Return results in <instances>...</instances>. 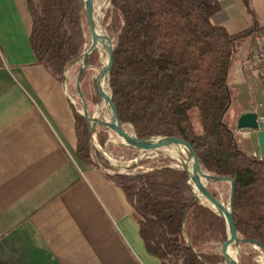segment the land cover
<instances>
[{"label":"trees","instance_id":"trees-1","mask_svg":"<svg viewBox=\"0 0 264 264\" xmlns=\"http://www.w3.org/2000/svg\"><path fill=\"white\" fill-rule=\"evenodd\" d=\"M26 4L35 65L63 82L88 41L83 2ZM243 5L253 23L236 34L214 22L222 11L219 0H112L104 25L116 45L112 95L125 128L139 139L173 134L189 138L205 172L235 181L240 237L264 246V160L239 142L232 117L237 101L229 86L231 70L243 52L251 55L262 30L250 1L243 0ZM93 64H100L98 51L89 57L81 80L88 105L98 102ZM74 116L77 157L111 171L107 178L134 207L150 255L161 264H226L220 250L227 239L224 220L194 197L176 160L154 157L136 165L133 173H119L93 149L88 122L75 108ZM96 137L102 147L109 141L100 124ZM224 186L229 184L215 182L208 190L220 198ZM251 246H242L244 264H261L255 260L258 252L248 250Z\"/></svg>","mask_w":264,"mask_h":264},{"label":"crops","instance_id":"crops-1","mask_svg":"<svg viewBox=\"0 0 264 264\" xmlns=\"http://www.w3.org/2000/svg\"><path fill=\"white\" fill-rule=\"evenodd\" d=\"M219 1L216 24L231 34L252 25L243 0ZM258 23L264 27V16ZM31 27L26 0H0V264H161L124 191L107 178L111 171L77 157L68 78L59 82L35 65ZM249 58L243 52L232 70L250 89L251 109L229 81L240 106L236 127L243 114L264 116L257 103L264 79ZM237 133L258 146L257 133Z\"/></svg>","mask_w":264,"mask_h":264},{"label":"water","instance_id":"water-1","mask_svg":"<svg viewBox=\"0 0 264 264\" xmlns=\"http://www.w3.org/2000/svg\"><path fill=\"white\" fill-rule=\"evenodd\" d=\"M83 2V15L91 33V43L85 47L83 53L78 60L72 66L79 64V74L77 78V91L80 99L83 103V108L76 106L82 116L87 120L90 133V142L93 149L99 153L102 158L109 163V165L119 173L134 172L135 168L140 162H142L149 155L157 154L159 150L169 149L174 147L177 151L179 158L172 155H166L181 163L180 169L184 172V179L191 190L194 197L204 205L211 206L218 215L224 220L227 239L221 244V253L226 257V264H230L229 254L227 249L229 248L234 254V264H244L242 257V246L252 245L259 248L264 255V246L259 242L251 239H244L240 237L237 220L234 213V201L237 193L236 183L231 178L214 177L210 173L203 170L193 142L179 134H173L169 136L151 137L148 139H139L137 135L130 133L119 117V111L116 103L114 102L112 95V74L116 53V45L112 39L107 27L104 25V18L97 16L93 10V0H82ZM112 0H108V6H110ZM103 40L107 47V61L105 67L101 70V67L94 66L96 68V76L94 81L96 83L97 98L99 100V108L107 116L109 122L112 125V129L117 133L121 146L129 153L137 155L136 164L132 166H123L113 160H111L103 150L97 146L95 137V119L90 116L88 110V104L81 87V80L83 73L88 69V59L95 51H102L99 44ZM104 55V54H103ZM70 66L65 73L64 82L66 83ZM106 96L107 102L105 103L104 97ZM109 106L113 108V111L109 109ZM238 130H252L257 131L258 146L260 154L264 160V125L259 121V115L257 113H246L239 117L237 121ZM185 145L186 154H184L180 147ZM215 182H227L230 184L231 192L228 203H225L221 198H217L208 190V186ZM264 264V261H263Z\"/></svg>","mask_w":264,"mask_h":264},{"label":"rangeland","instance_id":"rangeland-1","mask_svg":"<svg viewBox=\"0 0 264 264\" xmlns=\"http://www.w3.org/2000/svg\"><path fill=\"white\" fill-rule=\"evenodd\" d=\"M249 1H250L252 9L255 10L256 19L258 20L262 16H264V0H249ZM108 8H109L108 0H93V10L97 16L104 18L105 11ZM263 28L264 27H262L261 29H263ZM88 36H89L88 41H87V44L85 47H87L91 43V40H92L90 31L88 32ZM100 49L102 50V51H98L100 54V64H98V65L93 64L91 66L92 68L95 69V71H96V68L94 66H99V67H101V70H102L105 67L106 61H107V56H108L107 50L105 48H100ZM79 68H80V66H79ZM78 74H79V69L77 70V67L72 66V68L69 70L68 81H69V87H70V92H71V98H72L74 104L79 108H83V103H82L80 96L78 95V91H77ZM235 74H234V71L232 70L230 77H229V81H230V84L234 83V82L236 84L238 83V87L241 88V92L238 96V102L240 105H243L246 108L249 107V109H251L250 108V101L252 99V95L250 93V89L247 86H241L242 84H240V81L242 79L239 78L237 75L235 76ZM95 76H96V72H95L94 77ZM82 91H83V88H82ZM95 91H97L96 87H95ZM83 94H84V92H83ZM84 96H85V94H84ZM96 96H97V92H96ZM85 99H86V97H85ZM86 101H87V99H86ZM257 103L259 105H261V104L263 105V109H261V111H262L261 115H264V98L258 96L257 97ZM87 104H88V102H87ZM239 109H240V106L239 107L237 106L236 108H234V110L232 112V117L233 116L235 117V114L237 113V111H239ZM88 110H89L90 116L95 119V137H96V132H97V125H99V124L104 126L106 131H108V133H109V141L103 147L99 145V143L97 141V137H96L97 146L99 145V147L103 150V152L114 162H116L120 165H123V166H132L133 167L136 164L135 162L137 159V155L129 153L128 151H126V149H124L121 146V141H120L117 133L112 129V125L109 122L107 116L99 108V100L96 104H89ZM238 139H239V142L242 145L243 149H245L249 154L254 156V154L260 152L259 146H257L256 140L253 139L252 137H245V139L241 140V138L239 136ZM92 154L94 155L95 160L98 161V157H97L96 153L94 152V150H93ZM166 155H171V151L169 149L159 150L157 154L149 155L144 160L153 159L154 157H160V156L165 157ZM177 163H178V165H181V163H179L178 161H177ZM132 169L134 172L136 171L134 167ZM230 192H231L230 184H229V186H224V188L221 190V197L220 198L225 203H228V201H229ZM248 250L252 251V252H255V251L258 252V257L255 260L258 261L259 263L263 264L264 255L259 248L251 246ZM242 251H243V248H242Z\"/></svg>","mask_w":264,"mask_h":264},{"label":"built area","instance_id":"built-area-1","mask_svg":"<svg viewBox=\"0 0 264 264\" xmlns=\"http://www.w3.org/2000/svg\"><path fill=\"white\" fill-rule=\"evenodd\" d=\"M249 66L258 71L260 77L264 79V28L256 35L253 43V50L249 58ZM260 107H263L260 105ZM259 121L264 125V116H259ZM240 134L251 135L256 134L257 131L252 130H238ZM260 160H263L261 154H255Z\"/></svg>","mask_w":264,"mask_h":264},{"label":"bare ground","instance_id":"bare-ground-1","mask_svg":"<svg viewBox=\"0 0 264 264\" xmlns=\"http://www.w3.org/2000/svg\"><path fill=\"white\" fill-rule=\"evenodd\" d=\"M98 12H99V11H98ZM99 47H100V48H105V49H107L106 44H105V42H104L103 40H101V42H100V44H99ZM103 97H104V101H105V103H108V102H107V98H106V96L104 95ZM109 109H110L111 111H113V108H112L111 106H109ZM180 149H181V151H182L184 154H186V147H185V145H181ZM170 151H171V155H172V156H174V157H176V158H179L178 155H177V151H176V149H175L174 147L170 148ZM174 161H175V160H174ZM227 252H228V254H229L230 264H234V263H233L234 254L231 252V250H230L229 248L227 249Z\"/></svg>","mask_w":264,"mask_h":264}]
</instances>
